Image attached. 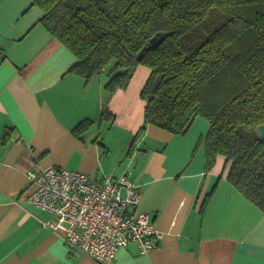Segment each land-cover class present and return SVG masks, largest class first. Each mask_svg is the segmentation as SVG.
<instances>
[{
  "label": "crops",
  "instance_id": "crops-1",
  "mask_svg": "<svg viewBox=\"0 0 264 264\" xmlns=\"http://www.w3.org/2000/svg\"><path fill=\"white\" fill-rule=\"evenodd\" d=\"M42 15L30 0H0V264H100L66 244L68 224L28 201L29 174L49 168L96 180L126 175L140 187L136 212L151 215L163 238L148 254L120 248L110 264H264V213L227 180L224 157L206 170L209 122L197 118L184 136L149 124L138 136L151 70L140 66L110 95V73L87 83L69 72L77 58ZM103 111L114 124L100 122ZM87 119L93 126L81 140L72 130Z\"/></svg>",
  "mask_w": 264,
  "mask_h": 264
},
{
  "label": "trees",
  "instance_id": "trees-1",
  "mask_svg": "<svg viewBox=\"0 0 264 264\" xmlns=\"http://www.w3.org/2000/svg\"><path fill=\"white\" fill-rule=\"evenodd\" d=\"M30 2L43 13L40 24L77 58L69 72L87 83L114 61L105 86L113 95L129 87L140 66L151 70L138 136L149 124L184 136L197 118L206 119V170L224 157L227 180L264 213V0ZM160 33L168 36L140 58ZM100 119L114 124L115 115L103 111ZM92 126L87 119L72 131L83 140Z\"/></svg>",
  "mask_w": 264,
  "mask_h": 264
},
{
  "label": "built area",
  "instance_id": "built-area-1",
  "mask_svg": "<svg viewBox=\"0 0 264 264\" xmlns=\"http://www.w3.org/2000/svg\"><path fill=\"white\" fill-rule=\"evenodd\" d=\"M29 176L35 189L28 201L68 224L66 244L100 264L112 263L117 251L131 244L148 254L163 238L151 215L136 212L142 193L126 175L96 180L80 171L49 168Z\"/></svg>",
  "mask_w": 264,
  "mask_h": 264
},
{
  "label": "water",
  "instance_id": "water-1",
  "mask_svg": "<svg viewBox=\"0 0 264 264\" xmlns=\"http://www.w3.org/2000/svg\"><path fill=\"white\" fill-rule=\"evenodd\" d=\"M167 36H168L167 33L165 34L160 33L154 38H152L150 43L146 47H144L143 50L140 52L139 57L142 58L147 50H150L153 47L159 46L165 40ZM260 137L264 141V126L260 128Z\"/></svg>",
  "mask_w": 264,
  "mask_h": 264
},
{
  "label": "rangeland",
  "instance_id": "rangeland-1",
  "mask_svg": "<svg viewBox=\"0 0 264 264\" xmlns=\"http://www.w3.org/2000/svg\"><path fill=\"white\" fill-rule=\"evenodd\" d=\"M114 65H115V62L113 61V62L108 66V68H107L108 71H107L106 74H104L106 77L103 75L104 78H107L108 73L114 68ZM109 80H110V77H109L108 81H109ZM108 81H107V82H108Z\"/></svg>",
  "mask_w": 264,
  "mask_h": 264
}]
</instances>
